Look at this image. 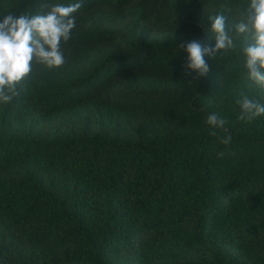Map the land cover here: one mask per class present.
<instances>
[{"label":"trees","instance_id":"16d2710c","mask_svg":"<svg viewBox=\"0 0 264 264\" xmlns=\"http://www.w3.org/2000/svg\"><path fill=\"white\" fill-rule=\"evenodd\" d=\"M77 2L64 65L0 103V264H264V115L236 105L264 104L235 33L250 0H0V19ZM218 13L237 47L193 79L176 46H214Z\"/></svg>","mask_w":264,"mask_h":264},{"label":"clouds","instance_id":"9594fccd","mask_svg":"<svg viewBox=\"0 0 264 264\" xmlns=\"http://www.w3.org/2000/svg\"><path fill=\"white\" fill-rule=\"evenodd\" d=\"M80 8L79 2L69 5L57 3L44 14H8L0 19V103L7 104L19 95L18 85L32 72L34 63L49 70L64 65L61 44L72 38V30L76 26L74 13ZM209 20L210 31L215 39L214 46L199 40L176 46L178 52L183 50L187 53L183 67L188 74H195L193 79L205 77L209 72L205 57L212 58L237 47L223 13L209 16ZM235 33L236 38L244 37L241 52L247 80L252 88L264 91V0H250L235 25ZM236 105L240 109L238 121L251 123L264 115V104L243 92L238 94ZM205 123L209 135L216 136V130L223 128L225 120L211 113ZM231 141V135L220 140L224 145H229ZM224 154L220 152L218 156L223 157Z\"/></svg>","mask_w":264,"mask_h":264}]
</instances>
